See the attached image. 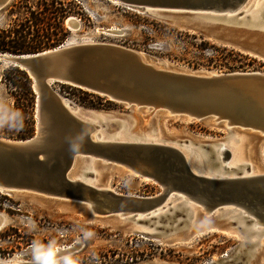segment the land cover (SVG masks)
<instances>
[{
    "label": "water",
    "instance_id": "water-1",
    "mask_svg": "<svg viewBox=\"0 0 264 264\" xmlns=\"http://www.w3.org/2000/svg\"><path fill=\"white\" fill-rule=\"evenodd\" d=\"M110 1L189 30L214 23H249L248 16H243L249 0ZM8 2L0 0V11ZM0 60L24 71L32 80L38 121L32 138H0L1 194L34 193L77 202L74 206H81L78 208L85 218L118 228L124 234L166 239L183 223L184 230L189 231L191 206L198 208L203 218L234 221L239 232L244 233L254 221L264 229V173L243 175L237 167L223 169L231 176L204 175L196 171V162L192 164L195 170L190 167L180 149L182 144L136 138L93 139L96 126L76 117L74 108L50 88L52 84L68 85L116 104L163 111L189 121L210 120L228 129L264 130V74L165 68L158 61L142 58L137 51L113 44L60 45L33 54H0ZM220 145L215 143L216 147ZM197 148L210 150V168H220L230 156L226 147L222 157L212 146ZM79 159L96 160L102 169L132 176L135 185L153 183L160 192L139 197L94 187L88 184L94 177L89 166L79 173L80 180L72 179ZM142 228L151 233L140 232ZM245 235V248L259 245L248 239L250 234Z\"/></svg>",
    "mask_w": 264,
    "mask_h": 264
},
{
    "label": "rangeland",
    "instance_id": "rangeland-1",
    "mask_svg": "<svg viewBox=\"0 0 264 264\" xmlns=\"http://www.w3.org/2000/svg\"><path fill=\"white\" fill-rule=\"evenodd\" d=\"M66 1L77 5L75 12L68 17L75 19V27L70 29L64 21L67 35L58 46L113 44L137 51L160 64L165 63L167 68L219 74H264V30L225 23L189 30L137 14L110 0ZM35 3L36 0H9L0 11V30L9 29L28 17V9ZM200 47L203 51L199 50ZM210 60L214 64H209ZM195 63L201 66L193 68ZM215 64L222 67H212ZM7 67L0 60V138L26 140L35 136L37 131L36 99L30 110L31 118L19 124L15 119V99L3 81ZM50 88L75 108L76 116L98 124L96 133L117 134L124 129L129 135L136 136L148 132L163 141L191 143L193 145L186 148L199 154L198 146L211 147L210 143L217 141L226 144L231 153L232 146H239L238 142L232 141L238 136L247 142L244 149L245 158L249 159L247 162H251L254 168L264 169V130L250 127L228 129L222 123L214 124L210 120L189 121L163 111L151 112L116 104L88 92L91 95L84 94L85 91L76 88H60L57 84ZM21 127L28 129V134H24ZM204 149L210 154L208 148ZM80 163L79 160L73 171H80ZM97 178L98 187L109 186L121 195L147 197L160 192L153 183L135 185L136 178L101 167ZM0 195L6 198H0V214L6 218L4 228L0 230V264L43 259H51L53 264H264V245L245 248L242 240L234 235L237 224L232 220L203 218L197 213L189 231L184 230L185 223L172 231L180 236L179 239L188 241L174 244L158 237L124 234L118 228L93 222L79 211L81 206H74L77 202L34 193ZM198 229L210 230L188 238V234ZM49 255L52 256L48 258Z\"/></svg>",
    "mask_w": 264,
    "mask_h": 264
},
{
    "label": "trees",
    "instance_id": "trees-1",
    "mask_svg": "<svg viewBox=\"0 0 264 264\" xmlns=\"http://www.w3.org/2000/svg\"><path fill=\"white\" fill-rule=\"evenodd\" d=\"M75 9H77V5L73 1L36 0L35 6L28 9V17L15 23L9 29L0 30V53H9L12 55L33 54L57 47L67 35L63 23L68 19L69 14L75 12ZM199 50L203 51L201 47ZM229 55L234 56L233 54ZM209 64L214 63L210 60ZM198 66L201 65L195 63L192 67L197 68ZM212 67L221 68L222 65L215 64ZM224 67L228 70L231 69L227 65H224ZM3 81L11 90L15 99L14 104L17 110L15 119H17L19 124H22L26 120H29V117L31 118L32 113H30V110L32 103L36 99L32 90V80L24 71L8 66L4 73ZM57 85L60 88H64V86L73 88L68 85ZM76 90L80 91L79 89ZM20 93L24 94L26 98L22 97ZM83 93L91 95L87 92ZM97 99L102 100L99 97ZM21 128L24 130V134H28V129ZM2 197L5 198L3 195H0V198Z\"/></svg>",
    "mask_w": 264,
    "mask_h": 264
},
{
    "label": "bare ground",
    "instance_id": "bare-ground-1",
    "mask_svg": "<svg viewBox=\"0 0 264 264\" xmlns=\"http://www.w3.org/2000/svg\"><path fill=\"white\" fill-rule=\"evenodd\" d=\"M249 2L251 3L250 4L251 6L247 10H245V7L248 4L243 7V11H244V15L243 16L247 15L248 16V21H249V23L245 24V25L248 26V27H251V28L264 30V21L262 20V16L264 15V0H249ZM74 22H75V19H73V18H68L66 20V23H67V25H68V27L70 29H73L75 27ZM65 45L66 46H72V45H68V44H64L63 46H65ZM139 54L141 55L142 58L145 57V55H143L141 53H139ZM3 64L6 65V63H3ZM163 65L165 66V68H167L165 63H163ZM64 103H66V102L64 101ZM72 113L74 114V110L72 111ZM76 117H78V116H76ZM36 118H37V115H36ZM79 119L82 120L83 122L87 123V124H90V125L94 126V127L96 126V128H93V132H92V138L96 139V140H100V141H105V140L126 141V140H130V139L136 138V139H141V140H144V141H152V142H157V141L160 142L161 141V142L169 143V144L175 145V146L178 145L176 142L163 141L162 139L159 138L158 135H156V136L150 135L148 132L145 135H136V136L129 135L128 133L125 132L124 129L121 132H118L117 134L116 133H112V134H108L107 135V134H104V133H102V134L98 133V132L96 133L95 130L97 131L98 128H99L98 124L96 125V124H93V123H89V122H87V121H85V120H83L81 118H79ZM37 126H38V121H37ZM235 135L237 136L236 133H235ZM232 141L234 143L238 142L239 146H237V147H233L232 146V148H231L232 150H231L229 158L226 161H223L221 163L220 168H210L209 166H207V162L209 160V156L210 155L208 153H206V151H204V150H202L200 148H197V149H199V151H201L200 152L201 154H199V152H197L195 150L187 149L186 147L188 145H184V144H182L180 146V149L184 153V155L186 156V158L188 160V163H189L190 167L193 170H195V169L192 167V164L194 162H196V164H197L196 171L198 173H200V174L212 175V176H220V177L231 176L232 174L225 173L223 171V169L224 168L236 169L237 167H241V170L243 171V175H246V174L254 175V174L264 173V169H260V168H258V166L254 168L253 165L251 164V162H247V161H249V159L247 160L245 158V154H244L245 145L247 143L246 140H244V138H241V137L237 136V139L235 137V138L232 139ZM215 143L221 144L220 147H218V146L216 147ZM215 143H210V145L212 144L213 150L216 151V155L218 157H222V155H221L222 150L224 149V147H226L227 149H228V147L226 146V144L222 143L221 141H217ZM79 160L81 161V163H80L81 169H80L79 172H75V171L72 170V172H74V173L72 174L71 178L80 180V174L79 173L81 172V170L86 169V167L89 166L90 170H92L93 173H94V177L92 178L91 182L88 183V184H90V185H92L94 187H98V185H97L98 178L97 177H98L99 167H101V164L98 161H96V160H92L90 162L86 161L85 159H79ZM247 164H249V165H247ZM74 167H73V169H74ZM98 188H103V189H107V190H112L113 191V189H111L109 186H103V187H98ZM190 208H191L190 210L192 212L191 221H193L196 218L195 215L197 213H201V212L195 206H191ZM87 218L91 219L90 217H87ZM5 223H6L5 216L3 214H0V224H1L0 230L2 228H4ZM242 227H243V225H242ZM235 230L237 232L235 231L234 235L236 237L240 238L242 241L244 240V238L246 236L245 234H250V235H248V239L251 242H258L260 247L264 245V229H263V225L262 224H259L258 222L254 221V222L251 223L250 226H248L246 228L244 233L243 232H239L237 229H235ZM139 231L143 232V233H151L149 230H147L145 228L139 229ZM260 231L263 232L262 235H259ZM202 232H203L202 229H198L196 231H193L190 234H188L189 235L188 238H191V237H193L195 235H200V234H202ZM179 237L180 236H178V235H176V233H174V234H171L170 237L166 238L165 240H169L170 242H173L174 244L177 243V242H180V243L183 244V243H186L188 241V239H185V240L182 239L181 240V239H179ZM176 239H179V240H176ZM178 245H179V243H178ZM167 246H169V245H167ZM52 255H49L48 258H50ZM44 260H48V259H43L41 261H44ZM21 263H25V262H17V263H14V264H21ZM10 264H12V263H10Z\"/></svg>",
    "mask_w": 264,
    "mask_h": 264
}]
</instances>
